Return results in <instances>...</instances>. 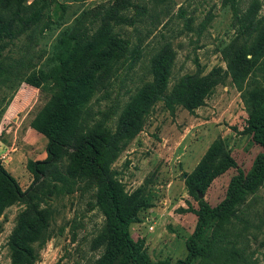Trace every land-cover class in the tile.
I'll return each instance as SVG.
<instances>
[{"label":"trees","instance_id":"obj_1","mask_svg":"<svg viewBox=\"0 0 264 264\" xmlns=\"http://www.w3.org/2000/svg\"><path fill=\"white\" fill-rule=\"evenodd\" d=\"M225 1L231 6L235 28L220 51L225 68L217 66L203 73L195 59L196 71L183 74L170 86L176 50L171 41L164 40L150 59V78L122 105L103 109L94 107V94L100 89L107 94L110 78L125 64L130 68L138 61L144 39L138 25L146 36L152 33L159 17L169 13L172 0H112L80 10L71 21H59L64 4H59L61 15L54 19L49 0H0V84L13 86L17 80L49 92L30 122L47 144L45 158L26 162L33 177L27 188L20 186L0 159V216L12 204L21 205L7 241L11 264L35 263L51 238L50 224L55 216L51 201L76 191L91 193L92 208L105 217L98 238L105 250L98 264H170L168 260H151L143 239L132 237L131 224L138 222L139 212L149 206L146 189L138 187L127 193L112 165L142 130L157 102H163L171 114L178 106L193 112L226 76L240 92L247 112L243 132L260 151L249 169L239 167L227 142L218 137L186 174L187 192L197 201L193 209L196 223L186 239V257L175 264H248L236 246L241 231L234 230L238 224L245 228L246 197L264 182V12L260 13L264 0H250L244 9L239 7L240 0ZM178 11L185 18L183 7ZM212 17L209 12L199 22L198 34ZM192 22L193 17H187V31L193 30ZM52 23L59 31L51 55L36 67L30 50ZM125 26L138 33L136 43L121 32ZM23 39L27 43L22 55L13 58L8 52ZM230 169L234 173L221 201L211 205L199 197L213 179Z\"/></svg>","mask_w":264,"mask_h":264},{"label":"rangeland","instance_id":"obj_2","mask_svg":"<svg viewBox=\"0 0 264 264\" xmlns=\"http://www.w3.org/2000/svg\"><path fill=\"white\" fill-rule=\"evenodd\" d=\"M49 1L53 3L51 12L54 19L61 15L59 4H64L63 19L59 21H71L80 10L108 4L112 0ZM249 1L240 0V9H244ZM227 2L172 0L169 13L159 17L152 33L146 36L142 25H138L144 38L140 58L130 68L125 64L110 78L107 94L104 89L96 91L92 98L94 107L104 109L122 105L136 87L150 78V59L164 40L171 41L176 50L170 86L183 74L196 71L195 59L203 73L217 66L225 68L220 51L235 31L232 9ZM180 7L185 10V18L178 15ZM209 12L212 19L198 34V24ZM262 12L264 7L260 9ZM191 16L193 30L187 31L184 23ZM58 31L57 24L52 23L50 29L37 36L30 50L36 57L34 66L42 65L51 55V46ZM124 31L136 43L138 33L133 27L125 26L121 32ZM26 41H17L8 54L13 58L20 57ZM48 98V91L24 82L14 80L13 86L0 84V159L9 171L10 157L15 152L19 153L21 162L18 161V166L12 171L23 189L33 178L26 168L27 160L42 159L46 153L47 139L34 130L30 122ZM246 119L240 92L226 76L211 90L204 104L193 112L178 106L171 114L163 102H157L146 116L142 130L113 163L112 167L118 172L127 193L138 187L146 189L149 206L139 212L140 219L131 224L130 233L134 239H143L151 260H168L175 264L186 257V239L195 227L193 209L197 208V201L187 192L184 179L215 138H223L237 165L249 169L260 148L243 132ZM233 173L234 169H230L213 179L202 194L211 205L223 199ZM91 201V193L80 191L51 201L55 211L50 224L51 238L39 251L34 264H98L105 250V244H98L105 217L97 208H92ZM20 208V204L14 203L0 216V264H11L7 241ZM243 210L248 222L244 229L241 224L236 226L234 231H241L236 246L248 264H264V182L255 192L248 194ZM211 225L212 222L207 226L208 231H211Z\"/></svg>","mask_w":264,"mask_h":264},{"label":"crops","instance_id":"obj_3","mask_svg":"<svg viewBox=\"0 0 264 264\" xmlns=\"http://www.w3.org/2000/svg\"><path fill=\"white\" fill-rule=\"evenodd\" d=\"M17 154H19V153L18 152H15V153L12 154V157H10L11 158V161L8 163V168H9L10 173L18 180V178L14 174V171H12V170H14V168H16V166H18L17 165V162L18 161L21 162V158ZM45 156H46V153H44L42 159L45 158ZM23 167H24V165H23Z\"/></svg>","mask_w":264,"mask_h":264},{"label":"water","instance_id":"obj_4","mask_svg":"<svg viewBox=\"0 0 264 264\" xmlns=\"http://www.w3.org/2000/svg\"><path fill=\"white\" fill-rule=\"evenodd\" d=\"M199 197L201 198V197H203V195L201 193H199Z\"/></svg>","mask_w":264,"mask_h":264}]
</instances>
